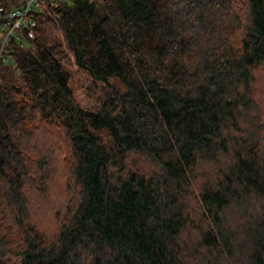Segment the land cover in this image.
Returning <instances> with one entry per match:
<instances>
[{
    "label": "trees",
    "instance_id": "1",
    "mask_svg": "<svg viewBox=\"0 0 264 264\" xmlns=\"http://www.w3.org/2000/svg\"><path fill=\"white\" fill-rule=\"evenodd\" d=\"M35 20L0 63V261L264 264V0H42Z\"/></svg>",
    "mask_w": 264,
    "mask_h": 264
},
{
    "label": "rangeland",
    "instance_id": "2",
    "mask_svg": "<svg viewBox=\"0 0 264 264\" xmlns=\"http://www.w3.org/2000/svg\"><path fill=\"white\" fill-rule=\"evenodd\" d=\"M260 87H264V73L260 74L259 77ZM261 100L264 103V88H261ZM48 135V134H47ZM40 142L44 145H49L50 143L55 144V139L50 137L47 140L39 136ZM56 149V153L52 159L53 171L51 173V178L49 182L48 193H39L38 201L34 200V209L36 213V219L41 226L48 228L51 231L55 224L60 220V217L65 212V207L67 201H69L70 196L66 190V177L68 175L66 161L62 158L66 155L64 150L65 146L62 144ZM58 151V152H57ZM146 162V161H145ZM146 167V164H141ZM61 215V216H60ZM21 258L13 253L9 254L6 258L0 261V264H19Z\"/></svg>",
    "mask_w": 264,
    "mask_h": 264
},
{
    "label": "built area",
    "instance_id": "3",
    "mask_svg": "<svg viewBox=\"0 0 264 264\" xmlns=\"http://www.w3.org/2000/svg\"><path fill=\"white\" fill-rule=\"evenodd\" d=\"M42 0H23L20 5L7 8L0 0V63H10L9 54L12 39L21 40L23 32L35 38V13Z\"/></svg>",
    "mask_w": 264,
    "mask_h": 264
}]
</instances>
